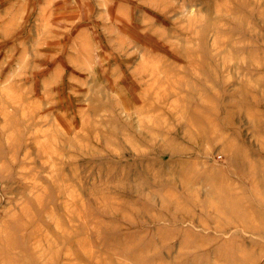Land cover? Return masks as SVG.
Masks as SVG:
<instances>
[{
  "label": "rangeland",
  "instance_id": "374dc122",
  "mask_svg": "<svg viewBox=\"0 0 264 264\" xmlns=\"http://www.w3.org/2000/svg\"><path fill=\"white\" fill-rule=\"evenodd\" d=\"M0 264H264V0H0Z\"/></svg>",
  "mask_w": 264,
  "mask_h": 264
}]
</instances>
